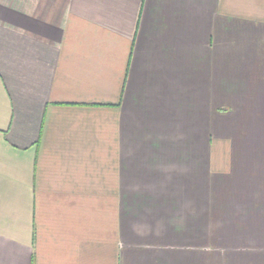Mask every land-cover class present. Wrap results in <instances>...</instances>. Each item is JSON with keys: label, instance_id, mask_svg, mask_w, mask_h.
<instances>
[{"label": "crops", "instance_id": "obj_1", "mask_svg": "<svg viewBox=\"0 0 264 264\" xmlns=\"http://www.w3.org/2000/svg\"><path fill=\"white\" fill-rule=\"evenodd\" d=\"M260 126L264 0H0V264H264Z\"/></svg>", "mask_w": 264, "mask_h": 264}, {"label": "rangeland", "instance_id": "obj_2", "mask_svg": "<svg viewBox=\"0 0 264 264\" xmlns=\"http://www.w3.org/2000/svg\"><path fill=\"white\" fill-rule=\"evenodd\" d=\"M220 118V117H219ZM260 129L262 130L260 133H258L257 137H255L253 134L251 133H247V132H241L240 130H237L234 132V139H236V141H249L250 143H257L262 141L264 142V127L260 126ZM225 138L224 133H220L218 134V138Z\"/></svg>", "mask_w": 264, "mask_h": 264}]
</instances>
